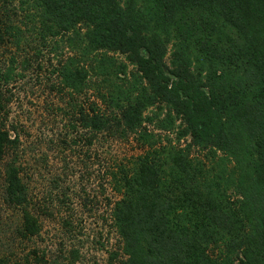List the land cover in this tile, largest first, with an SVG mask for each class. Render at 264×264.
I'll list each match as a JSON object with an SVG mask.
<instances>
[{
  "label": "trees",
  "instance_id": "trees-1",
  "mask_svg": "<svg viewBox=\"0 0 264 264\" xmlns=\"http://www.w3.org/2000/svg\"><path fill=\"white\" fill-rule=\"evenodd\" d=\"M27 1L40 11L44 34L75 33L81 25L88 50L126 55L145 83L142 90L148 85L143 96L129 90L113 111L97 92L90 94L87 109L77 110L92 132L117 128L139 136L143 149L115 183L121 197L112 219L125 256L120 264H264V0ZM13 17L9 0H0V48L19 45L22 29ZM216 19L234 28L241 43L215 42ZM172 33L182 45L175 46L168 67L163 56ZM190 43L206 61L225 69L203 80L191 69ZM100 57L87 59L96 75L110 60ZM87 67H64V84L79 91ZM142 97L145 104L170 107L183 121L189 145L151 141L142 125ZM5 113L0 97V162L16 143L4 127ZM167 121L174 120L167 116ZM190 146L209 151L212 160L218 151L227 164L212 174L206 159L190 156ZM4 181L6 203L22 213L20 236H34L37 221L28 211L16 165H7Z\"/></svg>",
  "mask_w": 264,
  "mask_h": 264
},
{
  "label": "rangeland",
  "instance_id": "rangeland-1",
  "mask_svg": "<svg viewBox=\"0 0 264 264\" xmlns=\"http://www.w3.org/2000/svg\"><path fill=\"white\" fill-rule=\"evenodd\" d=\"M9 8L22 35L17 48L12 44L0 48V71L5 77H0L6 112L3 123L9 136L16 139L14 149L0 162V260L4 264H120L125 256L112 219L121 197L115 183L121 180L120 170L131 169L133 158L143 149L139 136L120 129L92 132L79 121L77 110L80 106L87 109L90 94L97 92L110 101L108 110L113 111L111 107L127 97L129 90L143 96L149 92L148 85L143 91L145 83L138 68L126 55L88 50L83 26L77 27L76 34L50 37L41 31L40 11L27 0H9ZM215 21V42L241 43L234 28ZM180 44L172 33L163 56L168 67L175 46ZM187 52L192 71L199 72L203 80L225 69L218 62L206 61L194 43ZM102 54L110 60H105L102 75H96L87 67V59L103 60ZM85 66L88 73L81 89H69L61 77L63 68ZM143 105L142 125L153 135L151 141L181 148L189 145L190 136L182 133L183 121L170 113L167 104ZM188 150L191 157L206 159L214 168L212 174L227 164L218 151V159L212 160L209 151L192 146ZM9 164L17 166L25 186L27 208L38 226L34 236H20L22 213L5 201L4 169Z\"/></svg>",
  "mask_w": 264,
  "mask_h": 264
}]
</instances>
